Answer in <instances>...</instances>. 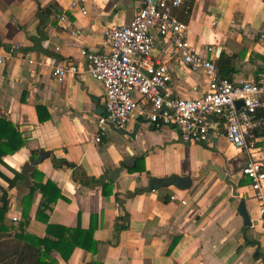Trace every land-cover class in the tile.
Returning a JSON list of instances; mask_svg holds the SVG:
<instances>
[{
	"label": "crops",
	"instance_id": "crops-1",
	"mask_svg": "<svg viewBox=\"0 0 264 264\" xmlns=\"http://www.w3.org/2000/svg\"><path fill=\"white\" fill-rule=\"evenodd\" d=\"M70 1L0 0V119L25 139L18 152L0 162V188L9 199L6 218L19 221L30 186L51 182L62 198L43 223L34 219L41 199L36 193L28 231L44 237L48 225L75 230L82 236L73 242L83 246L67 260L51 251L56 264H264L259 205L241 175L249 158L264 162L263 130L249 154L223 138L186 145L174 128L154 129L137 116L124 134L109 130L95 143L104 88L86 72L80 51L107 52L103 29L130 22L143 0H82L86 16L70 13ZM45 9L50 16L42 14ZM62 13L67 22L58 21ZM187 25L188 41L200 57L215 64L219 55L233 58L228 76L233 84L264 71V0H194ZM152 34V59L170 69L172 96L205 94L207 76L190 71L173 55L167 38ZM49 59L75 65L79 72L59 83ZM41 154L47 157L34 165ZM209 166L230 169L239 198ZM15 174L19 178L8 188L5 178ZM185 178L190 186L177 189ZM240 198L250 226L237 212Z\"/></svg>",
	"mask_w": 264,
	"mask_h": 264
},
{
	"label": "built area",
	"instance_id": "built-area-1",
	"mask_svg": "<svg viewBox=\"0 0 264 264\" xmlns=\"http://www.w3.org/2000/svg\"><path fill=\"white\" fill-rule=\"evenodd\" d=\"M81 1L71 0L68 11L86 16ZM182 4L183 0H143L130 22L103 29L107 52L81 49L86 72L103 86L105 95L104 113L94 122L93 141L100 143L109 130L123 129L130 119L139 116L154 129L174 128L186 145L210 144L215 138H223L238 152L251 154L256 134L264 129V116L258 114L264 111V71L254 80L237 84L221 78L215 62L200 57L190 45L187 23L171 16V11ZM57 19L67 22L68 15L62 13ZM152 31L169 40L173 55L180 56L190 71L207 76L205 94L194 99L172 96L170 69L152 59L155 43ZM48 67L59 83L67 75L79 72L77 66H63L55 59H49ZM236 102L241 105L237 107ZM241 175L259 205V222L264 228V162L249 158L241 168ZM170 200L176 198L170 196ZM180 203L186 204L184 200Z\"/></svg>",
	"mask_w": 264,
	"mask_h": 264
},
{
	"label": "trees",
	"instance_id": "trees-1",
	"mask_svg": "<svg viewBox=\"0 0 264 264\" xmlns=\"http://www.w3.org/2000/svg\"><path fill=\"white\" fill-rule=\"evenodd\" d=\"M193 2L194 0H183L181 6L171 11V16L187 23ZM37 14L39 15V12ZM42 14L46 17L51 15L48 9L43 10ZM4 49L13 55L18 52V50L10 49L7 46H4ZM232 59V57L224 55L218 56L216 67L221 78L229 79ZM258 114L264 116V111H259ZM24 145L25 139L19 130L11 122L0 119V162L3 157L14 155ZM18 178L19 174H15L12 180L5 178L8 188H12ZM0 192V264H56L50 259L51 251L58 252L63 260H67L75 247H83L80 243L73 242L75 237L82 236L75 230L48 225L44 237H38L28 231L31 220V204L36 193L41 194V199L36 208L34 219L43 223L47 222L56 201L62 198L60 191L53 183L47 182L44 186L40 184L30 186L28 195L21 200L19 221L6 218L9 203L8 194L2 188H0Z\"/></svg>",
	"mask_w": 264,
	"mask_h": 264
},
{
	"label": "water",
	"instance_id": "water-1",
	"mask_svg": "<svg viewBox=\"0 0 264 264\" xmlns=\"http://www.w3.org/2000/svg\"><path fill=\"white\" fill-rule=\"evenodd\" d=\"M241 105V102H236V106L239 107ZM117 130L120 134H124L123 129H114ZM47 156L45 154H41L34 162V165L39 164L43 159H45ZM207 169L212 170L217 173L218 178L220 181L225 183L231 188L232 196L235 198H239L240 194L236 191L237 185L230 180V169L225 167L224 172H222V169L219 166H209ZM119 171L116 172V175H118ZM190 186V180L188 178L180 179L176 183V188L179 190L187 189ZM239 216L243 219L245 226H250V218L246 212V206H245V200L244 198H240L238 210H237Z\"/></svg>",
	"mask_w": 264,
	"mask_h": 264
}]
</instances>
